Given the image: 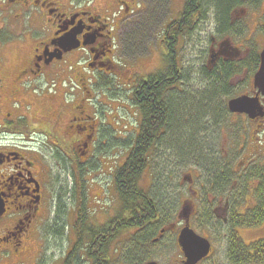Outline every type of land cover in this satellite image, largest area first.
<instances>
[{"label":"flooded vegetation","instance_id":"af4514ba","mask_svg":"<svg viewBox=\"0 0 264 264\" xmlns=\"http://www.w3.org/2000/svg\"><path fill=\"white\" fill-rule=\"evenodd\" d=\"M93 1L0 0V199L4 206L0 216V264L23 257L32 235L40 234L53 198L55 204L72 198L73 205L79 202V207L84 206V216L88 218L86 195L90 183L95 182L93 178L98 176L96 163L113 154L112 128L102 118L105 117L102 109L109 106L111 93L108 85L103 86L102 81L99 85V80L107 78L114 69L116 31H123L134 22L135 16L151 8L147 0H109L112 9L93 7ZM260 4L264 0H239L230 8L229 26L233 33L222 31L217 20L214 21L215 37L209 41L206 68L210 74L217 75H223V69H230L228 93L218 96L221 99L218 113L229 117L234 125L232 133L223 130V126L220 130L226 133L220 156L216 151L206 153L218 158L219 163L215 161L214 167L203 174L196 167L188 168L190 173L184 174L182 180L186 195L178 198L176 222H170L171 216L157 205L148 223L144 218L141 226L117 233L148 239L142 241L139 250H159L161 259H147L142 264H187L178 243L182 230L189 227L209 241L200 235L204 233H197L194 228L197 225L208 234H223L226 247L229 235L237 234L251 254L255 243L264 242V236L252 242L247 239L252 236L249 234H264V220L253 225L264 214V94L255 84L264 50V13L259 17L251 14ZM184 6L177 17L166 22L157 43V55L164 62L157 70L132 82V106L139 120L134 131L126 132L125 146L131 149L123 150L125 157L131 153L145 119L140 99L144 92L154 86L162 88L164 82L161 104L178 98L183 79L174 65L176 51L170 57V49L178 42ZM158 11L155 8L153 12ZM167 11L171 14L169 6ZM247 13L255 22L252 36L259 32L260 41L242 38ZM189 15L192 20L197 16ZM120 40L119 37L118 44ZM168 60L174 62L170 66L175 68L173 73L167 70ZM150 79L153 87L148 85ZM99 89L103 94H98ZM99 97H104L102 102ZM234 99H244L237 112L228 109V103ZM161 135L154 143L166 136ZM164 147L165 153L169 148ZM157 150L154 144L148 156ZM102 175L111 178L107 184L110 193L114 175L108 172ZM110 206L106 203L105 208L99 209L102 220H93L91 233L104 234L107 238L116 234L112 224L116 217L111 219L107 212ZM79 207L73 224L81 214ZM73 234L85 233L74 230ZM76 240L77 237L60 258V264L66 263ZM212 252L211 244L209 255L195 264H205Z\"/></svg>","mask_w":264,"mask_h":264},{"label":"rangeland","instance_id":"374dc122","mask_svg":"<svg viewBox=\"0 0 264 264\" xmlns=\"http://www.w3.org/2000/svg\"><path fill=\"white\" fill-rule=\"evenodd\" d=\"M203 1L205 4L208 2V0ZM93 2V5H91L93 7L97 6L100 9H106L108 7L112 9L109 5V0L108 3L107 0H94ZM147 3H149V9L151 8L152 12L157 8L159 10L158 13L155 14V12L152 13L151 11H147L142 15L135 16L133 19L134 22L126 28H123V31H116V38L118 37V39L116 40L115 55L112 60L114 69L107 78L99 80V85L102 81L103 86H109L108 92L111 93L110 101L107 102L109 106L102 109V113L105 115V117L103 116L102 118H105V121L109 122L112 128L110 133L114 141V150L111 156L108 158H100V161L96 163V165H98L96 167L97 171L95 170V175L98 176L93 178L95 182L90 183L89 193L86 195L88 198L85 203L88 204L90 209V215L86 218L87 222L85 220L86 229L92 227L94 219H98L99 221L102 220L99 209L105 208L106 203L112 207L107 211L110 217L114 215V217H116V215L120 213V201L114 190V183L112 182L110 185L112 191L108 193L109 187L107 190V184L111 178L107 177V175H102V173L108 172L110 175H113L126 159V154L123 153V150L128 151L129 149L125 146L126 132L129 130L134 131L133 129L139 120L136 108L132 106V82L134 78H139V76L141 77L145 73L157 70L160 63L164 62L161 60L160 56L157 55L159 54L157 43L164 33L166 22L170 18L178 16L185 0H151V2L147 0ZM168 6L171 9V14H168ZM250 10H254V7H251ZM263 11L264 4H260L259 8L254 10L251 14H256V16L259 17L260 13H264ZM151 17H154L152 21H150ZM244 19L243 21L246 22L247 25L242 28V38H252L260 41L261 34H259V32L257 33L258 35L256 34L257 37L256 35L255 37L252 36L255 24L253 18L247 13ZM214 21V12H208V14L205 15V20L199 23L196 32L190 36L189 40H186L187 44L183 45L180 41L177 47L178 61L176 67L180 69L181 79H183V81L180 82V91L177 96L178 99L181 98V107H184L188 103L199 105L209 100V98L205 97V93H207L206 89L210 86V83L202 78V74H204L203 67L207 63V51L210 38L215 36ZM119 37L121 38L120 44H118ZM98 94H103V91L99 89ZM99 99L101 100L100 102H102L104 97H99ZM213 103V110L210 108L208 110L212 114L210 113V116L206 115L209 121L205 119V121L202 122V117L199 119L198 114L195 112L191 113L190 117H187L188 113H186L187 116L185 117L186 119H184L185 123H187L189 119L190 121L188 120V124L193 127L191 140L193 139V143L199 152L198 156L196 155L198 159L196 160L193 157L189 159L185 156L181 157V153L179 152L184 148L188 149L184 142L180 145L178 141H174L175 147L177 146L179 149L177 151L178 153H167L169 149L164 153L163 150L166 147L161 144L157 152L150 157L146 169L147 171L142 174L141 179L139 178V188L149 194L151 196L150 198H154L156 204L171 216L170 222H176V214L179 210V207H176L178 198L181 194L186 195V187L182 180L184 174L190 173L188 168L196 167L200 169L201 174H203L206 169L208 170L214 167V161L218 164V158H215L212 154L209 155L206 153L208 151L210 153L216 151L217 156H220L219 152L223 150L222 141L226 139L224 138L226 134L225 131L222 132L220 130L224 128L223 130L232 133L234 129V125L230 122V118L226 116L223 117L218 113L221 99L217 97L214 99ZM102 121L103 120H101V123ZM216 121L221 122L220 124H215ZM135 138L134 136L132 141H134ZM169 140L171 141L170 138ZM202 156H204V159ZM231 168L234 169V167ZM230 184L229 187L232 185ZM109 195L113 197L110 198ZM108 199L113 202L110 203ZM73 203L71 198L69 201L64 200L62 203L55 204L53 198L52 201H50L49 215L40 226V234L32 235L31 241L25 245L26 252L21 259H7L6 263L60 264V258L67 249L69 250L73 240L76 238V235L73 234L75 229L72 227L75 225L73 224V218L77 207H79V202L76 203V205H73ZM194 228L197 230V233H204L200 235L207 237L212 244V255L205 264H232L227 258V244L223 234H208L206 230H203L198 225L194 226ZM54 234H60L61 236L56 237ZM249 235H252L247 238L250 242L258 239L259 236H264V234L255 233ZM136 237L137 234L131 235L124 233L119 234L115 240L110 242L108 255L110 264H142L147 259H161L159 250L153 248L148 252L138 250L142 252H138V256L142 257L143 261H137L141 259L140 257H138L137 260H131L129 252L133 249V240ZM248 240L244 239L246 243L249 242ZM82 248L81 251L76 254L77 262L74 261L76 264L88 263L84 249L82 250Z\"/></svg>","mask_w":264,"mask_h":264},{"label":"trees","instance_id":"16d2710c","mask_svg":"<svg viewBox=\"0 0 264 264\" xmlns=\"http://www.w3.org/2000/svg\"><path fill=\"white\" fill-rule=\"evenodd\" d=\"M238 1L239 0H208L207 4H205L203 0H185L184 22L181 24V32L178 34V42L170 49V57L173 56V51H176L177 55V47L180 44V41L183 45L187 44L186 40H189L190 36L196 32L199 23L205 20V15L210 11L214 12L215 20H217V24L222 27V31H228L230 34L232 28L229 26V11L230 8ZM189 14L197 16L192 20V18L189 17ZM168 61L169 66L167 70L173 73L175 68L172 69L170 66L174 62H170V60ZM174 65H176V63ZM206 65L203 67L204 74H202V78H204L206 82L208 81L210 83V86L206 89L207 93H205V97L209 98L208 101H205L207 104L201 103L199 105H195L188 103L184 107H181V98H176L178 100L175 99L173 102H168V104L167 102L161 104L160 93L164 89L165 83L163 82L161 88L159 86H154L152 79L149 80L148 85L154 87L153 89L151 88L146 90L140 98L142 101V108L144 110L143 116L145 115V119L142 122V125H140L137 141L134 142L131 153L128 157H126L124 163L114 172L115 192L117 193L120 201V213L114 223L112 222L115 226L114 232L116 234H114L112 238H107L104 234L91 233L93 231L91 228L86 229L85 220L87 217L84 216V206L81 204L79 207L81 214H79V219L75 224V230L77 232H84L85 234H75L77 240L74 244L72 253L68 255V259L65 264H76V254L81 251L82 246L89 264L90 262L92 264H110L108 256V242L117 238L118 231L129 227H139V225L141 226L144 222V218L146 220L145 223L149 222L151 219L150 217H152L155 210H157V204L155 203L154 198H150L151 196L149 194L139 188L138 181L148 167L150 159L148 153L154 144L158 146V148L161 144H163L164 146H167L169 150H172L173 153H178L177 151L179 149L177 146L175 147L174 141H178L180 145L184 142L186 148L188 149L184 148L179 152L181 153V157L185 156L189 159L192 157L196 160L198 159L197 156L199 152L193 143V139L191 140L193 127L188 124L189 119L187 120V123L184 122V119H186L185 117L187 116L186 113H188L187 117H190V114L195 112L198 114L199 119L202 117V122L205 121V119H208V116H210L211 113L208 110L209 108L213 110L214 99L220 95L223 96L228 93L226 84L229 79L228 74L230 72V69H223L222 72H225L223 75H217L215 72L210 74ZM165 74L169 73L166 71ZM215 124H217V121ZM164 127L168 130L162 129ZM161 133H164L166 136L161 135ZM159 134L164 137H159V141L154 143L155 138L158 137ZM202 157L204 159V156ZM213 165H215V161L213 162ZM260 215L261 216L259 218L255 219L253 225H259L264 220V214ZM118 223H120V225H118ZM150 232L148 231L147 234H151ZM54 235H56V237L61 236L60 234ZM103 236L105 237L104 239ZM144 240L148 242V239H138L137 237L133 240V249L129 252L131 260H137V258L140 257L138 256V252H140L138 251V246H140ZM252 250L253 253H249V250L244 247L237 234L229 235L227 258L230 263L264 264V242L255 243L252 246ZM140 258L141 259L137 261H143V258Z\"/></svg>","mask_w":264,"mask_h":264},{"label":"water","instance_id":"95a60500","mask_svg":"<svg viewBox=\"0 0 264 264\" xmlns=\"http://www.w3.org/2000/svg\"><path fill=\"white\" fill-rule=\"evenodd\" d=\"M255 84L259 90L264 94V50L260 54V67L257 75L255 76ZM244 103V99H234L228 103V108L232 112L239 111V107ZM3 203L0 200V216L3 213ZM179 246L181 247L187 264H195L199 260L204 259L210 252V244L206 239L200 238L189 228L186 227L182 230L179 237ZM147 264H156L154 262Z\"/></svg>","mask_w":264,"mask_h":264},{"label":"bare ground","instance_id":"6f19581e","mask_svg":"<svg viewBox=\"0 0 264 264\" xmlns=\"http://www.w3.org/2000/svg\"><path fill=\"white\" fill-rule=\"evenodd\" d=\"M137 79V78H136Z\"/></svg>","mask_w":264,"mask_h":264}]
</instances>
